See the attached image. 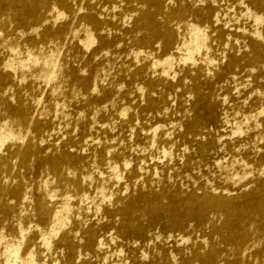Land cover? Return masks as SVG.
<instances>
[{
	"label": "rangeland",
	"instance_id": "1",
	"mask_svg": "<svg viewBox=\"0 0 264 264\" xmlns=\"http://www.w3.org/2000/svg\"><path fill=\"white\" fill-rule=\"evenodd\" d=\"M36 1H0V133L12 135L0 181L51 199L46 235L70 198L53 240L75 227L73 248L52 246L41 261L203 264L212 249V264H264V219L244 221L239 245L222 230L225 211L264 199V55L250 54L264 22L241 0H164L151 24L171 28L165 46L139 20L148 2ZM191 26L213 39L182 62ZM21 201L0 198L14 205L0 223L5 239L31 211Z\"/></svg>",
	"mask_w": 264,
	"mask_h": 264
},
{
	"label": "bare ground",
	"instance_id": "2",
	"mask_svg": "<svg viewBox=\"0 0 264 264\" xmlns=\"http://www.w3.org/2000/svg\"><path fill=\"white\" fill-rule=\"evenodd\" d=\"M0 1H3V0H0ZM12 1L16 2L20 5H23V6L27 5L26 0H12ZM56 1L58 3H60L61 5H63L62 0H56ZM142 1L150 3L151 7H153V11L141 12L140 16H139V20H141L146 26H148L150 28L151 34L156 36L158 38V40H160L163 45H165V46L168 45L171 41V32H172L171 28H168L165 25L155 26V25L151 24V16L154 13H158L159 11H161L164 0H142ZM36 2L37 3H43V0H37ZM241 3H243L245 5L244 8H245L247 14L253 19V21L257 25H260L262 22H264V15L259 14V12L257 11L259 8H263V10H264V0H245V1L241 0ZM184 13L185 12L182 10L173 11V15L176 18L183 17ZM213 26H214V24H213ZM210 27L213 30V27L211 25H210ZM254 34L256 35V38L259 41H253V40L251 41L252 43H254V45H256V47H254L250 53L251 57L253 59L254 58H260L264 55V52L261 51L260 47H259V45L261 46L262 42L264 43V34L257 27L254 30ZM91 38L92 37L89 36L87 40L89 41ZM211 38H212L211 35H209V33L207 31H205L204 29H201L198 26H191L190 41L187 43L182 42L181 46L177 47L178 53L181 50L184 52V53L181 52V54L179 55V60H182V62L183 61L189 62L191 60H194L193 54L195 52H198V50L202 47H205L207 49L208 44L206 41L208 39H211ZM202 49L204 50V48H202ZM198 53H197V55H198ZM199 55H200V53H199ZM209 58L211 59V57H209ZM174 61L176 62L173 54H169L168 57L164 59L165 65L162 68V72L166 73V75L169 74L168 71L172 69ZM203 61H204V59H203ZM233 61H236V58H233ZM182 62H181V64H182ZM209 62L211 63L212 61H209ZM184 64H186V63H184ZM184 64H182V65H184ZM205 69H206V67H205ZM206 71H207V69H206ZM53 73H54V71L50 70L48 77L50 78L53 75ZM11 136L12 135L0 133V149L3 147L7 138L11 137ZM21 138H23V137H21ZM21 140L22 139H20V141ZM21 142H20V144H21ZM9 150H10V148H9ZM14 154L19 155V156H23L24 151L16 150L14 152ZM2 160H3V158L0 157V162H2ZM49 164H50V168L53 171L59 172V167H58V164L56 163L55 160H51ZM79 184L80 183H77V182L73 183L75 188H78ZM3 195H8L10 198L17 199V200L22 199V201H21L22 205L26 204V206H30L31 211H30V213H27L24 216H18L17 219L15 220L16 224H14V225L11 224L8 226V232L9 233L7 235L10 236L9 239H5V234L0 232V264H44V261H41V259L39 257V253L41 251H44L45 249H49L52 246H57L58 244H61V245L64 244L65 246H68L71 249L73 248L72 244L69 243L67 236H68V233L71 230H73L75 227L70 228L69 231H61L58 240L55 243L53 240V238L60 232L61 226L66 225L65 222L60 221L59 218H62V217H60L62 214L61 212H64L66 214L70 210L69 209V203H68L70 198L67 199V201L65 199L64 206L61 205V207L63 206L62 207L63 210L59 208L62 211H60V210L57 212L54 211L55 214L53 216H51V218L53 217L51 224L52 223H54V224L50 228L48 227L52 234L49 233V235H46L43 232V230L39 228V226L41 223L47 222V220H48V215H49V211H50V205H48V202L51 201V199H49V201H42L40 198H34L32 196L26 197V193H22L19 185H10V184H6V183H3L0 181V198ZM52 196L50 195V198ZM47 197L48 196H46V198ZM215 204L220 205L221 202H216ZM13 207H14V205H10L7 202L0 203V223L6 220L8 212L10 210H12ZM57 207H58V205H57ZM56 210H58V209H56ZM64 213H63V217L65 216ZM225 216H226V220L224 221L223 226H222V230L228 232V235L226 236L225 239L234 242L236 245H239L243 242V240L246 237L245 233L243 231H239V229H240V227H242L244 221L246 219H248L249 217L259 218L261 220L264 219V199L259 200L251 209H249L246 205H244V206L242 205L239 208H237L236 210H233V209L227 210V211H225ZM231 217H237V219L234 220L235 222H232L230 220ZM66 218L68 219V217H66ZM63 219H65V218H63ZM31 223H32V225H30ZM47 233H48V231H47ZM87 236H88V238H90L92 236L91 231H87ZM46 252H48V251H46ZM41 254H43V253H41ZM214 254H215L214 250L211 249L207 253V255L202 259L203 264H212V258H213ZM77 257H78V253H77ZM56 261H57V259H56Z\"/></svg>",
	"mask_w": 264,
	"mask_h": 264
}]
</instances>
